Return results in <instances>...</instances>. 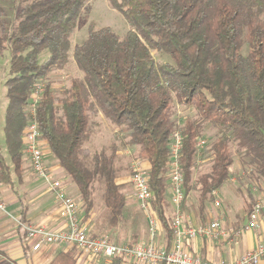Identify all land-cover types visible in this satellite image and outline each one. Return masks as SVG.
Listing matches in <instances>:
<instances>
[{
  "label": "trees",
  "instance_id": "1",
  "mask_svg": "<svg viewBox=\"0 0 264 264\" xmlns=\"http://www.w3.org/2000/svg\"><path fill=\"white\" fill-rule=\"evenodd\" d=\"M107 2L129 31L120 36L91 24L86 39L72 49L86 0H0V53L10 54L2 84L0 184L11 186L12 173L21 177L23 132L35 121L40 141L78 191L81 224L94 210L98 183L103 223L111 230L123 220L126 185L118 184L117 163L120 149L129 150L148 165L150 206L171 245L165 210L174 134L181 140L184 195L198 194L200 218L211 193L232 177V144L243 171L264 192V0ZM152 52L171 62H156ZM70 57L81 77L54 88L48 75L63 70ZM39 86L33 116L29 107ZM176 106L193 113L179 119ZM100 116L116 128L119 144L91 151ZM207 127L215 138L198 149ZM207 156L209 172L194 179L197 162ZM75 251H60L49 264H76Z\"/></svg>",
  "mask_w": 264,
  "mask_h": 264
},
{
  "label": "built area",
  "instance_id": "2",
  "mask_svg": "<svg viewBox=\"0 0 264 264\" xmlns=\"http://www.w3.org/2000/svg\"><path fill=\"white\" fill-rule=\"evenodd\" d=\"M43 90L37 87L31 97L29 111L34 116V108ZM23 152L27 155L31 169L38 180H41L46 190L52 195L58 206L59 215L65 222L64 231H51L45 226L25 225L20 219L9 214L6 204L0 199V214L7 216L24 233L25 243L31 251H39L44 246L63 248H75L78 252L101 259L104 264H112L120 259L131 264H209L199 256L191 255L184 249V242L197 238L209 242H231L236 240L243 231L254 230L262 214H264V193L260 194L247 215L245 227L235 229L226 227L220 220H215L206 225L192 226L182 217V205L185 200L184 179L179 164L180 136L173 135L171 145L170 162L168 165V196L173 208V216L170 223L172 242L170 247L158 245L156 237L159 230V219L152 211L150 202L152 193L149 190L147 170L142 161L132 159L130 162L131 176L129 183L132 188V196L138 203L147 222L148 240L136 245H117L107 238L92 237L86 227L81 224L79 208L76 200L68 196L62 189L61 182L53 177L44 164L43 152L40 141V133L35 121H31L23 132ZM205 146L203 139L198 140L197 148ZM129 155L130 151H124ZM218 191H213L212 203L214 207L221 205ZM264 260V242L258 244L253 250L244 253L234 264H260ZM224 264V263H220Z\"/></svg>",
  "mask_w": 264,
  "mask_h": 264
},
{
  "label": "crops",
  "instance_id": "3",
  "mask_svg": "<svg viewBox=\"0 0 264 264\" xmlns=\"http://www.w3.org/2000/svg\"><path fill=\"white\" fill-rule=\"evenodd\" d=\"M99 119L104 121L102 116ZM41 147L46 168L53 177L61 182L63 191L68 196L78 200V191L75 185L65 176L62 168L51 156L45 142L41 141ZM123 154L127 156L124 151ZM128 159L130 160L131 157H128ZM7 163L11 168L12 166L8 159ZM143 164L147 169V163L143 162ZM11 178L13 182L11 186L0 184V199L6 204L7 210L12 217L20 219L25 225L45 226L47 229L56 232L65 230V222L59 215L57 204L52 195L47 192L44 183L35 177L28 158L22 164L21 177L17 179V176L12 173ZM118 184H127L129 186V177L118 179ZM234 190L231 183L228 182L226 192L233 196ZM218 192L221 195L222 209L214 207L212 201H210L205 205L203 218H200L198 213V194L196 198L189 194L182 205L183 220L192 226L206 225L215 220H220L226 227L235 229L245 227L249 213L247 205L244 204V208L240 210V213L233 214L230 212L228 204H225L221 189ZM124 193L126 195V204L121 224L114 229L108 230L105 223H98L92 212L85 223H83V226L86 227L92 237L107 238L111 243L130 246L148 240L145 215L133 198L130 187H128V192L124 190ZM233 197L235 199V196ZM81 212L79 210L80 220ZM165 215L170 225L173 208L170 205L169 197ZM159 223L156 243L170 247L171 245L167 242L162 224L160 221ZM262 242H264V214L260 217L256 229L243 231L236 240L231 242H209L205 239L197 238L184 242V249L191 255L199 256L209 264H234L241 255L253 250ZM69 249L44 246L39 251H31L30 247L25 243L23 231L7 216L0 214V264H49L58 252L68 251ZM75 259L76 264H104L101 259L92 258L77 250L75 251ZM112 264L131 263L117 259ZM260 264H264V260Z\"/></svg>",
  "mask_w": 264,
  "mask_h": 264
},
{
  "label": "rangeland",
  "instance_id": "4",
  "mask_svg": "<svg viewBox=\"0 0 264 264\" xmlns=\"http://www.w3.org/2000/svg\"><path fill=\"white\" fill-rule=\"evenodd\" d=\"M93 25L96 30L101 28H110L113 32L116 34L122 36L126 32L129 31V25L124 20L122 15H120L118 12L113 10L107 0H86V4L83 7L82 15L79 18L77 22L76 29L74 31V34L71 38V47L73 49L74 46L81 44L87 37L88 29L90 25ZM152 55L156 62H171V60L164 55H160L156 52H152ZM46 56V53L42 54L40 56V61L43 60V58ZM10 60V54L8 51H3L0 53V142H2V132L1 128L3 125V113L4 108L6 105V100L4 99L5 89L3 88L2 84L4 80L7 77V69H8V63ZM81 77L80 72L78 71L77 67L74 64L73 59L70 57L69 62L67 66L60 71H53L48 75L47 80L52 82V85L54 88H61V87H68L69 82L72 78ZM5 104V105H4ZM176 115L179 119H183L185 116L192 115V111L190 109L176 106ZM101 121V130L99 133L96 134L94 142L91 146H89L91 151H99L102 147L108 146L111 142H116L119 144L118 140V134L116 131V128H114L111 124L106 122L105 120ZM216 131L214 129H211L209 127L206 128L204 133V141L205 144L210 145L211 141L215 138ZM231 150L234 156V162L231 168L232 171V177L228 181L233 186L234 190V197L226 192L228 182L223 185L221 188L222 195H224L225 204H228L229 210L233 214L240 213V210L244 208V204H252V201L249 197V192H251L253 196V201L255 202L257 198L260 196V194L264 193L259 190L261 186V183H258L257 181H254L249 177L248 172H244L242 168V161L239 155L236 153V146L231 145ZM132 152L127 155L128 157H131ZM127 156H124L123 151L120 149L119 152V159L117 163V167L120 169L119 175L120 178H130L131 176V170H130V162L133 158L130 160ZM27 155L23 152V158H22V164H24L27 160ZM210 158L207 156L205 159L200 160L197 162L196 169L193 175V178L195 179L197 175L200 173H207L210 169ZM126 187L124 188L125 192H128V187H130L131 191V185L129 183V186L125 184ZM226 192V193H225ZM219 194V192H218ZM101 195L102 190L98 183L95 184L93 196H94V210L92 211L93 214L96 217V220L98 223H103V217L105 215V210L101 203ZM191 196L194 198L197 197V193L193 192L191 193ZM219 199L221 195H218ZM221 202V200H220ZM253 202V204H254ZM76 203L78 205V208L80 212L83 210V204L76 200ZM251 205V208L253 206ZM222 204L220 205V208L222 209ZM245 206V208H247ZM249 209V211L251 210ZM82 213V212H81ZM80 213V214H81ZM93 258V257H92Z\"/></svg>",
  "mask_w": 264,
  "mask_h": 264
}]
</instances>
